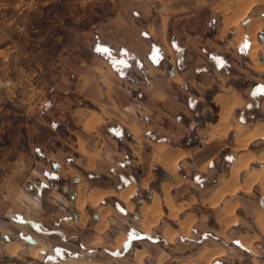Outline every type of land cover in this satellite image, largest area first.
Returning a JSON list of instances; mask_svg holds the SVG:
<instances>
[{"label":"crops","instance_id":"0c3cea01","mask_svg":"<svg viewBox=\"0 0 264 264\" xmlns=\"http://www.w3.org/2000/svg\"><path fill=\"white\" fill-rule=\"evenodd\" d=\"M122 2L98 24L100 33L94 34L91 44L82 41L81 49L73 50L58 72L51 73L48 67L42 75V82L48 86L41 89L33 82L18 83L4 95L5 101L0 104V192L5 194L10 212H40L43 200L53 204L51 194L65 192L63 184L70 182L75 188L64 196L67 195L71 206L81 200L86 206L102 201L94 212L96 228L104 231V221L113 226L115 245L119 239L124 238L118 245L129 239V233L113 222L122 219L120 214L130 215L127 222H133L145 234L151 233L158 219L173 217L175 227L165 226L160 233L162 245L174 244L176 248L184 237L193 242L194 237L184 231L188 225L204 220L203 213L195 212L197 205H201L215 211L214 220L220 230L238 223L255 225L253 229L240 230L235 240L243 247L249 243V249L258 245L264 248V190L258 182L244 188L249 174L264 164L260 159V153L264 154V134L256 135L243 147L238 144L245 140L243 137L264 129V99L260 104L248 101L234 82L233 77L238 74L223 70L228 61L224 55L225 41L232 40L237 47L239 43L233 38L242 31L241 36L248 39V64L256 71H264V39L255 42L252 37L260 30L259 22L241 17L239 23L246 30L224 29L221 25L207 34V23L189 19L199 0L194 5H165L160 14L146 6L128 9L122 7ZM185 26L193 31L185 32ZM100 77L104 87L99 84ZM252 79L261 80L258 76ZM205 92H209L207 104L197 110L186 108V96L201 101ZM42 97L44 105L33 108L31 103L36 104ZM248 107L255 117L236 116L237 111H246ZM179 114L187 116L188 122L195 115L198 119L204 115L203 123L193 126L194 143L198 145L195 149L185 145L188 135L178 142V135L165 123L180 124ZM114 125L120 135L113 139L117 147L108 149L101 129ZM237 125L242 126V131H236ZM178 126L183 130L192 127L190 123ZM229 134L231 140L227 141ZM209 146L214 147L212 152L203 153ZM225 148L235 153L226 167L216 172L218 182L214 187L203 190L207 192L203 196L195 191L184 196L186 187L178 191L193 180L186 173L181 174L180 166L188 163L203 172L202 176H209L210 162L221 159L224 150L227 152ZM240 154L252 158L239 170L235 187L229 174ZM111 156L117 165L127 161L124 168L139 171L137 178H126L123 186L113 188L90 186L78 173L117 171ZM254 163L257 165L253 166ZM152 171H157L158 181L150 185L156 176ZM128 187L132 188L128 203L134 211L119 196ZM45 188L50 194L47 199L42 192ZM175 188L179 199L172 194ZM231 188H235L234 192ZM140 192L144 197H139ZM131 196L137 197L135 203L130 202ZM108 198L123 201L125 207L114 205ZM246 200L252 203L246 205ZM245 205L250 212L248 218L242 212ZM71 217L77 222L80 211ZM4 239L6 243L11 238L4 235ZM214 249L209 248L211 259L215 258ZM136 250L149 256L147 249L137 246L131 253L134 255ZM4 255L12 257L6 251ZM59 261L64 260L53 259L52 264Z\"/></svg>","mask_w":264,"mask_h":264},{"label":"rangeland","instance_id":"374dc122","mask_svg":"<svg viewBox=\"0 0 264 264\" xmlns=\"http://www.w3.org/2000/svg\"><path fill=\"white\" fill-rule=\"evenodd\" d=\"M120 2L123 3L122 7L128 9L146 6L153 13L160 14L165 5H194L198 0H0V104L5 101L4 95L18 83L33 82L41 89L48 86L47 82H42V75L46 73L48 67H51V73L58 72L65 58L70 56L73 50L81 49L84 43L82 41L86 40V43L91 44L94 34L100 33L101 29L98 24L112 15L115 8H118L115 5ZM194 10V16L189 19L194 23L199 20L203 24L207 23V34H211L221 25L224 29L237 27L240 30H246L239 23V19L250 17L252 21L257 20L260 27L256 35H252L254 41L264 39V0H199L198 8ZM188 29L192 30L185 26L184 31L188 32ZM241 35L242 31L238 37L233 38L239 43L237 47L232 40L225 41L224 55L228 61L223 70L234 75L238 74L233 79L240 92L246 96L248 101L260 104L264 99V71H256L248 64L245 54L248 39ZM258 56L261 58L259 54ZM253 76H258L261 80H253ZM208 93L205 92L206 97L201 101L186 96V108L195 110L202 108L204 104H207ZM39 101H44V97ZM31 105L33 108L37 107L34 102ZM249 107L246 111H237L236 116L255 117V113L249 112L251 110ZM195 116L193 121L188 122L187 116L177 115L180 124H185V126L188 123L191 124L192 127L184 128L185 130L181 128L182 126H178L180 124L165 122L178 135V142L183 136L188 135V142L185 145L191 150L198 146L194 143L193 126L197 123L202 124L204 119V115H201L199 119ZM101 130L108 142V147H106L108 149L117 147L113 139L120 135L119 128L114 125L112 128L106 127ZM230 140L231 135L227 141ZM213 149L214 147L209 146L203 153L210 154ZM225 149L227 152L225 153L224 150L221 159L217 158L216 162L213 160L210 162L208 170L211 169L209 170L211 172L207 174L209 176H202L203 172L188 163L180 166L181 174L186 173L193 180L179 187L178 191L186 187L188 191L184 196L194 191L203 196L207 193L203 190H210L214 187L218 182L216 172L225 168L229 162L228 158L235 153L233 150ZM111 158L117 171L109 169L110 171H78V173L84 176L90 186L113 188L123 186L126 178L132 180L137 178L139 171L124 168L127 161L117 165L115 159L112 156ZM256 165L254 163L253 166ZM152 172L154 175L157 173V171ZM66 177L65 180L68 181L69 176ZM156 181H158L157 175L154 176L150 185ZM56 182L59 185L60 180ZM63 186L66 194L75 188V185L70 182ZM176 189L172 190V194L179 199L181 196L177 195ZM42 192L46 199L50 197L47 188ZM65 192H53L51 194V199L54 198L53 204L43 200L41 211L31 212L29 215L10 212V207L5 202L6 196L0 192V264H52L53 259L51 256L47 257V254L64 260L62 262L66 264H89L91 261L97 262L96 264H207L208 261H210L209 264H264V248L258 245V247L249 249L250 244L246 243L247 247L244 243L245 248L235 240L240 230L253 229L255 225L238 223L233 226L227 225L224 230H220L216 227L214 220L215 211L201 205H197L195 212L203 213L204 220L190 225L191 230L188 225V229L185 228L184 231L188 236L194 237L193 242L188 241L190 238L184 237L180 238V244L176 248L174 244L162 245L159 240L160 233L165 226L175 227L173 217L167 219L160 214L163 218L158 219L150 234H145L139 232L133 222L130 220L127 222L130 215L126 217L120 214L122 219H114L113 222L129 233V239L123 245H118L124 238L119 239V243L115 245L116 231L113 226L104 221V231L100 232L96 228L94 212L102 201L86 206L81 200L76 203V206H71L67 195L64 196ZM140 193L139 197H144V193ZM136 199V196H131L130 202L135 203ZM107 200L116 206L125 207L124 200L116 198ZM125 202L128 209L134 211L133 205L128 203V198ZM251 203V200H246L245 204ZM246 205L242 212L245 215L243 216L248 218L250 212ZM75 211H80L77 222H74L71 217ZM126 214L129 213L126 212ZM4 235L11 238L9 241L18 242L20 245L14 254H10L12 257L4 255V247L7 243H5ZM27 235H30L35 242L27 241ZM166 238L171 240L172 237L166 236ZM260 243L262 245L263 242ZM135 246L147 249L149 256L145 257L137 250L133 255L131 250ZM210 247L215 248L212 250L215 258L212 259V254L210 255L209 252ZM30 248L37 250L35 256L29 252ZM161 253H163L162 256L157 255ZM197 254L199 257L196 256Z\"/></svg>","mask_w":264,"mask_h":264},{"label":"bare ground","instance_id":"6f19581e","mask_svg":"<svg viewBox=\"0 0 264 264\" xmlns=\"http://www.w3.org/2000/svg\"><path fill=\"white\" fill-rule=\"evenodd\" d=\"M242 126L241 125H237L236 126V131H242ZM264 134V129H262V130H258L257 132H253L252 134H251V136H249L248 138H245V137H243V139H245L244 141H242V140H240V142L238 143L239 144V146L240 147H243V146H245L247 143H248V141H250V139H252L253 137H255L256 135H263ZM238 142V141H237ZM261 154V156H260V159L263 161V163H264V154H262V153H260ZM241 156H239L237 159H236V161H234V163L232 164V166H231V168H230V180H231V182L233 183H235V187H237V174H238V172H239V170L240 169H242V168H244V167H246V165H247V163H248V161H249V159H251L252 158V156H247L248 155V153H247V155H244V154H240ZM253 155V154H252ZM253 157H254V155H253ZM258 159V158H257ZM259 161V160H258ZM177 162V161H176ZM261 162V161H260ZM175 166V165H174ZM247 175V174H246ZM247 177V176H246ZM230 180H228V181H230ZM245 180V179H244ZM256 182H258L259 184H260V186H262V188H263V190H264V164H263V166H261V169L260 170H255V171H253L252 173H250L249 174V176L247 177V179H246V184L244 185V188H249L250 187V184H253V183H256ZM257 183V184H258ZM127 185V184H126ZM231 187V186H230ZM261 188V187H260ZM227 189V188H226ZM228 189H229V187H228ZM232 190H234L235 188H231ZM131 190H132V188L131 187H128V188H126V189H124V190H122V191H120V193H119V196H120V198L122 199V200H127V198H128V196L130 195V193H131ZM262 190V189H261ZM262 190V191H263ZM220 195V194H219ZM92 196V195H91ZM96 196V195H95ZM89 198V197H88ZM92 198V197H91ZM261 222V224L263 223V221L262 220H260ZM246 244V243H245ZM246 246H247V244H246ZM19 247H20V245H19V243L18 242H11V241H8L6 244H5V251L7 252V253H9V254H14V252L15 251H17L18 249H19ZM248 247V246H247ZM30 253H31V255L32 256H35V254H36V252H37V250H35V249H32V248H30V251H29ZM211 255V254H210ZM210 255H208V256H210ZM97 262H95V261H91V262H89V264H96ZM57 264H66V262H62V261H59V263H57Z\"/></svg>","mask_w":264,"mask_h":264},{"label":"built area","instance_id":"2783aa9c","mask_svg":"<svg viewBox=\"0 0 264 264\" xmlns=\"http://www.w3.org/2000/svg\"><path fill=\"white\" fill-rule=\"evenodd\" d=\"M99 84L101 87H104V83L102 81V77L99 78ZM35 105L42 107L44 105V101H38Z\"/></svg>","mask_w":264,"mask_h":264},{"label":"water","instance_id":"95a60500","mask_svg":"<svg viewBox=\"0 0 264 264\" xmlns=\"http://www.w3.org/2000/svg\"><path fill=\"white\" fill-rule=\"evenodd\" d=\"M26 239H27V241H29L30 243H34V242H35V240L32 239V237H30V235H27ZM51 257H52V259L56 260V256L51 255Z\"/></svg>","mask_w":264,"mask_h":264},{"label":"trees","instance_id":"16d2710c","mask_svg":"<svg viewBox=\"0 0 264 264\" xmlns=\"http://www.w3.org/2000/svg\"><path fill=\"white\" fill-rule=\"evenodd\" d=\"M231 157H229L228 159L230 160Z\"/></svg>","mask_w":264,"mask_h":264}]
</instances>
